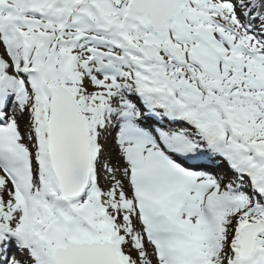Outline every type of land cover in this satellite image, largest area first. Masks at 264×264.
<instances>
[{"label":"snow or ice","instance_id":"obj_1","mask_svg":"<svg viewBox=\"0 0 264 264\" xmlns=\"http://www.w3.org/2000/svg\"><path fill=\"white\" fill-rule=\"evenodd\" d=\"M0 264H264V0H0Z\"/></svg>","mask_w":264,"mask_h":264},{"label":"rangeland","instance_id":"obj_2","mask_svg":"<svg viewBox=\"0 0 264 264\" xmlns=\"http://www.w3.org/2000/svg\"><path fill=\"white\" fill-rule=\"evenodd\" d=\"M23 123H24V122H23V121H21V126H22V128H23Z\"/></svg>","mask_w":264,"mask_h":264}]
</instances>
